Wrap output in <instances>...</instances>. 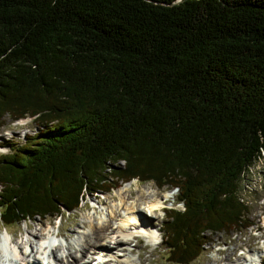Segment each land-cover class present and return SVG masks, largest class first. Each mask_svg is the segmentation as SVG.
<instances>
[{
	"label": "trees",
	"instance_id": "trees-1",
	"mask_svg": "<svg viewBox=\"0 0 264 264\" xmlns=\"http://www.w3.org/2000/svg\"><path fill=\"white\" fill-rule=\"evenodd\" d=\"M0 221L60 216L133 178L176 190L163 247L189 264L247 226L264 152V0H0Z\"/></svg>",
	"mask_w": 264,
	"mask_h": 264
},
{
	"label": "rangeland",
	"instance_id": "rangeland-1",
	"mask_svg": "<svg viewBox=\"0 0 264 264\" xmlns=\"http://www.w3.org/2000/svg\"><path fill=\"white\" fill-rule=\"evenodd\" d=\"M4 120V125L0 126V152L9 150L11 142L13 141L23 142L25 140V134L37 131L35 124L30 121L29 117L18 120H11L9 117H6ZM238 182V196L249 206L251 210L248 213L249 216L258 223L241 231H234L231 233L216 232L212 240L204 246L200 255L189 264H220L225 261H229L231 264H236L235 262H237V264H245V262L242 261V256L244 252H246L245 250L248 249L250 251V249H259L260 246L264 244V226L263 224H259V218L264 216V152L260 159L252 164L248 170L246 169ZM125 188L130 190L129 196L131 194L133 195L130 198L128 197L129 203H132L134 199L137 200L143 190L149 188L152 192L153 189L155 190V188H157L160 192L162 190L164 192L166 191L164 194H167L169 197L164 205L167 207L171 205L174 207L181 206V203H176V201L171 199L173 191L168 187L163 186V188H158L152 180L141 181L136 177L134 180L132 179L125 183L122 182L118 187L103 193L101 196L98 195L96 198L92 195L86 196L78 208L70 212L66 211L61 217H55L53 219L50 217L40 218L37 216L21 223L8 225L6 226L7 230L5 229L6 227L2 226L0 221V236L5 237L9 230L11 236L8 235V237L16 241L17 244L19 243L22 249L28 239L36 241V235L40 237L42 232L46 233L49 230L55 232L58 230L61 236H57V238L62 240V243L65 245L68 242V244H70L69 247L74 250L75 246H73V242L78 238L79 233H89L90 231L91 224L86 218L91 217L92 221L98 225L104 224L108 219V213L111 207L118 204L120 201L117 194L121 189L123 190ZM160 197L162 196L160 195ZM96 203L98 204L97 207L93 208L92 205ZM156 211V217L153 218V220L155 219L161 224L165 218L163 209ZM99 220L103 222L98 223ZM153 238V243H148V239L145 237L140 240L141 244L148 243V248L150 250L148 259L143 262V264H171V262L167 261L166 248L163 247L162 241L154 245L159 236ZM133 242L135 241H130V244ZM27 246L25 245L24 248ZM28 248L29 247H27L25 251H27ZM92 248L94 249L95 247ZM92 248L90 250H92ZM62 249L64 248L61 247L59 251L57 249V253H60ZM67 249L64 250L63 253L67 251ZM118 251V249H114V252ZM65 253L67 254V252ZM79 254L80 253H78L77 256ZM90 254V251H86L85 257L89 258ZM131 256L136 258L137 250L133 251ZM71 257H76V252H74ZM216 257H218V259H216ZM139 258L143 261L141 254Z\"/></svg>",
	"mask_w": 264,
	"mask_h": 264
},
{
	"label": "bare ground",
	"instance_id": "bare-ground-1",
	"mask_svg": "<svg viewBox=\"0 0 264 264\" xmlns=\"http://www.w3.org/2000/svg\"><path fill=\"white\" fill-rule=\"evenodd\" d=\"M129 192L130 190L125 188L123 190L121 189L117 194L120 201L118 204L111 207L108 213V219L106 221L104 220V224L98 225L92 221L91 217L86 218L91 224L90 231L89 233H79L78 238L73 242V246H75L74 250L69 247L70 244H68V242L66 245L60 243L51 245L50 248H43V246H45V241L48 240L53 242L49 237L50 230L46 233L42 232L40 237L36 235V241L28 239L22 247L24 250H22L19 243L18 245L16 241L8 237V235L11 236L8 230V234L0 240V263L3 262L1 256L6 252L9 256L6 258L8 261L7 264H80L81 262L89 264L90 261L94 259L92 258V254H94L95 251L104 250L103 256L100 257L101 264H143L149 256V244H141L140 240H135L133 237L135 230L131 228L134 227V225L138 226V224H141L142 227H151L158 231L161 230L162 224H159L157 220H153V218L156 217L157 211L155 209L161 204H164L168 198L167 194H164L166 191L162 194L157 188H155V190L153 189L152 192L147 188L142 191L137 200L134 199L132 203H129V198L133 196L132 194L129 196ZM160 195L162 197H160ZM101 222L103 221H98V223ZM5 229L7 230V227ZM149 234L150 232L148 231L147 235L149 236ZM151 235L152 234H150V236ZM7 240H9V244L5 242ZM133 240L135 242L130 244V241ZM25 245L29 247L27 251H25V249H27V247L24 248ZM61 247L64 249H62L60 253H57V249L59 251ZM92 247L95 248L93 249ZM114 247H118L120 252H114ZM91 248L92 250H90ZM3 249L5 252H3ZM66 249L67 251L65 252H67V254L65 252L63 253ZM136 250L137 256L134 258L131 256V253ZM86 251L91 252V258L85 257ZM74 252H76V257L73 258L71 256ZM78 253L80 254L77 256ZM140 254L143 257V261L139 258ZM216 259H218V257H216ZM242 261L245 262V264H254L255 254L249 253L243 255ZM235 263L237 264V262ZM220 264L231 263L225 261Z\"/></svg>",
	"mask_w": 264,
	"mask_h": 264
},
{
	"label": "built area",
	"instance_id": "built-area-1",
	"mask_svg": "<svg viewBox=\"0 0 264 264\" xmlns=\"http://www.w3.org/2000/svg\"><path fill=\"white\" fill-rule=\"evenodd\" d=\"M261 220H264L263 218H261Z\"/></svg>",
	"mask_w": 264,
	"mask_h": 264
},
{
	"label": "water",
	"instance_id": "water-1",
	"mask_svg": "<svg viewBox=\"0 0 264 264\" xmlns=\"http://www.w3.org/2000/svg\"><path fill=\"white\" fill-rule=\"evenodd\" d=\"M176 1H180V0H176Z\"/></svg>",
	"mask_w": 264,
	"mask_h": 264
}]
</instances>
